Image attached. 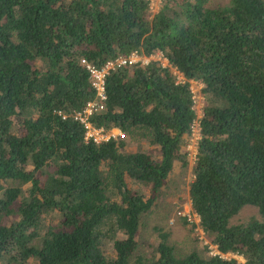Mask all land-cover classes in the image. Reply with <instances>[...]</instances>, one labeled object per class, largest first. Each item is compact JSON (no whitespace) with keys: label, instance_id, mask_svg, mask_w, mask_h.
<instances>
[{"label":"trees","instance_id":"trees-1","mask_svg":"<svg viewBox=\"0 0 264 264\" xmlns=\"http://www.w3.org/2000/svg\"><path fill=\"white\" fill-rule=\"evenodd\" d=\"M208 2L162 0L150 16L148 0H0V264H264V0ZM134 50L170 65L110 69L89 118L126 136L85 139L74 113L96 90L81 59ZM190 79L203 83L190 206L208 241L244 262L178 256L166 233L151 256L137 250L142 215L187 163ZM245 205L258 216L232 223Z\"/></svg>","mask_w":264,"mask_h":264},{"label":"rangeland","instance_id":"rangeland-1","mask_svg":"<svg viewBox=\"0 0 264 264\" xmlns=\"http://www.w3.org/2000/svg\"><path fill=\"white\" fill-rule=\"evenodd\" d=\"M162 0H155L154 7L149 9L150 16L157 12L160 8ZM228 2V0H209V5H221ZM159 58L158 56H154ZM157 59L159 63L164 66L170 65L163 57ZM174 74L178 80H183L181 72L177 71L175 67ZM203 83L200 80L190 79V86L192 88L195 98V108L197 118L192 124L190 134L186 137V142L183 146V151L187 155V163L182 160H175L171 171L167 175L164 184L159 188L157 198L151 208L142 215L141 225L137 238L139 240L138 252L145 256H151L154 248L161 240V233H166L167 242L172 245L174 253L178 256H184L189 251L194 250L201 256H207L218 253L215 244L208 241L203 230L200 228L198 221H191L185 218L183 213L191 208L190 198L188 194L189 182L193 177L192 163L197 151V136L199 137L198 118L202 114L203 94L201 91ZM141 146L142 143H139ZM147 149L155 153V147L148 144H143ZM136 143H129L128 147L133 149ZM142 147V146H141ZM138 187V186H137ZM251 216H258V210L253 205H245L240 211L232 217L231 222H245ZM57 217V216H56ZM54 214L44 218V223L55 221ZM112 242L108 241L106 250L111 251ZM224 257H235L242 260L238 254L232 256L226 254Z\"/></svg>","mask_w":264,"mask_h":264},{"label":"built area","instance_id":"built-area-1","mask_svg":"<svg viewBox=\"0 0 264 264\" xmlns=\"http://www.w3.org/2000/svg\"><path fill=\"white\" fill-rule=\"evenodd\" d=\"M148 4H149V9H152L154 7L155 0H148ZM154 56H158L159 58H156ZM160 57H163L165 60H167V63H169L167 57L164 55L163 51L161 50H157L150 54H145L143 52L134 50L130 52V54L119 55L115 57L114 59H109L100 67H97L93 63L86 61L85 58L81 59V62L85 65V67L88 69L90 73L91 83L96 90L95 97L92 100L88 101L86 106L82 110L75 111L74 113V117L79 119L83 123V126L85 128V135H84L85 139L93 140L95 142H101V141L112 139V138L117 139V138H122L126 136L125 132H123L117 126H112V127H105L104 125L97 126L93 124V122L89 118V116L93 112H95L98 109L103 108V103L106 98L105 78L109 70L114 69L117 66L133 64L137 62L141 64H146L150 60L161 59ZM184 79L185 77L183 76V80ZM193 97H194V94H193ZM197 139H198V136H197ZM183 214L186 215V218L191 221L199 220L198 214L195 211H193L191 208L189 210H186V212H184ZM217 251H218V254H220L221 256H224L225 253L231 254L232 256H235L238 254L234 252L224 253V252H220L219 250ZM238 255L241 256V258H243L242 255L240 254ZM242 262H244V260Z\"/></svg>","mask_w":264,"mask_h":264},{"label":"crops","instance_id":"crops-1","mask_svg":"<svg viewBox=\"0 0 264 264\" xmlns=\"http://www.w3.org/2000/svg\"><path fill=\"white\" fill-rule=\"evenodd\" d=\"M238 260H240V259H238ZM244 259L242 258V261H243ZM241 261V260H240Z\"/></svg>","mask_w":264,"mask_h":264}]
</instances>
